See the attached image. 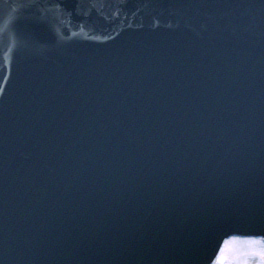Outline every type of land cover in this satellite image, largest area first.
<instances>
[{
  "label": "water",
  "instance_id": "water-1",
  "mask_svg": "<svg viewBox=\"0 0 264 264\" xmlns=\"http://www.w3.org/2000/svg\"><path fill=\"white\" fill-rule=\"evenodd\" d=\"M264 234V0H0V264H195Z\"/></svg>",
  "mask_w": 264,
  "mask_h": 264
},
{
  "label": "rangeland",
  "instance_id": "rangeland-1",
  "mask_svg": "<svg viewBox=\"0 0 264 264\" xmlns=\"http://www.w3.org/2000/svg\"><path fill=\"white\" fill-rule=\"evenodd\" d=\"M228 243L224 245L223 252L219 255L218 264H240L241 261L247 259L249 264H258V256H244V251L249 247L244 239L227 240Z\"/></svg>",
  "mask_w": 264,
  "mask_h": 264
},
{
  "label": "snow or ice",
  "instance_id": "snow-or-ice-1",
  "mask_svg": "<svg viewBox=\"0 0 264 264\" xmlns=\"http://www.w3.org/2000/svg\"><path fill=\"white\" fill-rule=\"evenodd\" d=\"M232 240H238L239 237H232ZM245 243L249 246L242 255L244 256H258L260 259L258 261V264H264V236L261 237H245L244 238ZM225 244L228 243L226 240L224 242ZM221 252H223V248H221ZM219 257H217L216 261H213L212 264H218ZM240 264H249V261L247 259L240 262Z\"/></svg>",
  "mask_w": 264,
  "mask_h": 264
}]
</instances>
